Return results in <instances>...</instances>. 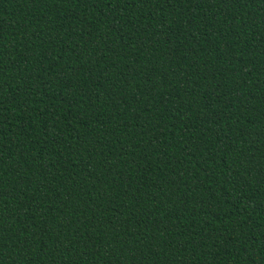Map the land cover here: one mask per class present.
Returning a JSON list of instances; mask_svg holds the SVG:
<instances>
[{
  "label": "trees",
  "instance_id": "16d2710c",
  "mask_svg": "<svg viewBox=\"0 0 264 264\" xmlns=\"http://www.w3.org/2000/svg\"><path fill=\"white\" fill-rule=\"evenodd\" d=\"M0 264H264V0H0Z\"/></svg>",
  "mask_w": 264,
  "mask_h": 264
}]
</instances>
